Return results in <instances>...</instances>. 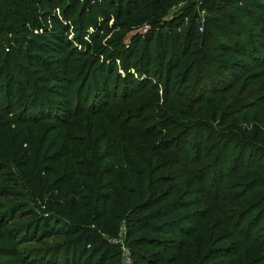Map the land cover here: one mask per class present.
I'll return each mask as SVG.
<instances>
[{"label":"trees","instance_id":"16d2710c","mask_svg":"<svg viewBox=\"0 0 264 264\" xmlns=\"http://www.w3.org/2000/svg\"><path fill=\"white\" fill-rule=\"evenodd\" d=\"M177 1L0 0V264H124L122 247L128 250L132 264H144L140 247L159 245L165 240L160 235L187 231L178 224L171 229L179 211L170 199V174L155 177L141 159L133 164L114 155V163L102 169L109 157L104 154L83 158V169L78 161H72L63 172L57 163L70 152L56 151L53 143L43 147L24 129L22 107L49 108L53 86L59 80L82 78L89 67L87 54L103 33H111L101 46L111 59L123 52V39H130L127 32L146 27L138 59L143 66L137 61L126 62L124 76L118 75L125 83L119 87L118 105L119 109L125 107L124 117L131 122L138 111L134 104L138 95L146 91L150 96L147 102L152 113L138 111L135 128L143 120L160 126L158 136L172 132V153L182 162L177 180L184 177L189 164L202 160L198 180L205 182L208 173L214 174L205 182L208 193L215 195L229 169L243 168L263 175L248 177L242 185L232 183L231 189L241 187L227 194L233 200L244 202L252 197L251 189L264 187V162H244L248 145L228 160L226 139L214 150L207 142L218 135L206 138L218 115L243 110L248 114L252 104L264 98V0H203L198 6L211 15L213 34L196 21L194 8L184 4L171 12ZM168 25L171 36L163 32ZM86 28L93 31L88 36L92 46L85 49L82 37ZM140 37L137 34L131 39L127 52ZM155 40L161 69L155 70L158 78L150 80V46ZM131 66L136 73L129 71ZM107 72L109 76L112 67ZM100 83L102 86L97 78L92 79L98 97L91 101L104 109L114 91L109 92L107 77ZM92 89L87 88L84 99ZM191 148L195 161L188 158ZM262 198L264 201V193ZM240 204L229 209L236 214L234 207ZM255 204L241 208L238 223L237 219L232 222V245L213 248L211 253L209 248L202 264L224 262L236 255L244 262V250L250 243H259L252 233L262 222ZM196 226L195 220L190 233ZM253 261L256 264L257 259Z\"/></svg>","mask_w":264,"mask_h":264},{"label":"rangeland","instance_id":"374dc122","mask_svg":"<svg viewBox=\"0 0 264 264\" xmlns=\"http://www.w3.org/2000/svg\"><path fill=\"white\" fill-rule=\"evenodd\" d=\"M247 1L249 0H245V3ZM187 2L188 4L190 3L189 6L186 4ZM200 3H203V0H178L172 4L170 11L176 12L184 4L187 7H192L199 25L211 29V24H209L212 20L211 15H205L204 10L198 6ZM187 21H184L182 27ZM158 28L159 26L155 27V29ZM171 29V25H168L163 29V32L171 36L173 33ZM180 29L182 28L180 27ZM211 30L212 34L215 33V30ZM92 31L91 28H86L83 31L82 39L83 48L85 49L92 46V44L89 45L90 41L88 38ZM146 31V27L143 26L127 32L126 37L130 39H123V52L111 59H108L104 50L101 49L104 41L110 37L111 33L101 34L100 39L87 54L89 67L82 78L78 77L71 81L59 80L53 86L54 95L52 102H49V108L45 105H38L35 108L30 105L22 107L21 111L23 112L20 117L24 129L29 134H32L43 147L53 143L56 151L61 153L70 152L68 157L63 156L57 163V167H60L63 172L67 171L72 161H78L76 164L83 169L82 161L88 160L91 156L98 158L100 154H104L109 157L103 161L102 169H106L114 163L111 158L114 155L133 164H137L141 159L146 166L144 168L155 177H166V175L170 174L173 188L170 199L174 200L179 211L172 220L171 229L175 230L174 224H178L180 228L187 231L183 235H179L177 230L169 235H160L165 240L160 241L159 245H144L140 247L139 251L144 253V259L146 260L144 264L204 263L202 256L209 248L208 252L211 253L213 248L216 249L221 245H232L231 242L234 241L232 227L235 229V226H232V222L237 219L236 222L238 223L240 219L238 212L246 207L245 205L248 203L255 204L254 201L256 200L258 201L256 202V204L258 203L257 212L262 215V222L253 228L252 233L259 243L257 245L250 243L244 250V262L236 255L235 258H227L224 262L217 260L216 264H253V259H257L256 264L258 262L264 264V201H262L264 187L251 189L252 197L245 199L244 202L241 199L233 200L232 197L227 195L228 193L238 192L241 189V187L231 189L232 183L242 185L246 183L245 181L248 177L263 175L243 168L229 169L228 172L226 170L224 180L220 186L216 187V197L212 194V191L210 193L206 192L205 186V182L210 181L211 176L214 177L212 172L208 173L204 178L203 181L205 182L198 180V174H200L198 170L204 164L202 160L189 164L184 177L177 180L181 176L182 162L178 159L177 154L174 155L172 153L174 151L170 144L171 141H169L170 137H172V132L158 136L157 133H159L158 128L160 126H155L153 123L150 124V121L143 122V120L138 122L139 127L135 128V125H138L136 124L139 115L138 111H142V115H151L152 113L151 109L148 108L147 102L151 98L145 95L146 91H142L138 95V101L134 103L138 111L133 121H126L125 112L122 110L125 107L122 106L123 108L119 109L121 106L118 105L121 102L119 99V87L125 85V83L121 81L118 75L124 76L122 73L126 62L137 61L136 63H139V66L142 65L138 59L143 53L144 45L141 40L144 39ZM70 33L71 35L73 34L72 32ZM137 34L141 36L139 43L135 47H130L129 50L131 51L127 52L126 49L132 44L131 39ZM154 38L158 40L159 36H154ZM157 40L153 41L150 46L152 50L150 80L158 78L157 74L155 76V70L160 71L161 69L158 66L160 56L156 46ZM79 47L77 46V49ZM128 53L132 54V58H127ZM172 59L175 61L176 57ZM245 63L249 66L251 64L250 61ZM162 65H164V62ZM109 67H112V73L106 76L108 75L107 68ZM202 68L204 69L203 66ZM129 71L136 73L133 66L129 67ZM105 77H107V82L111 88H109V92L111 90L114 91V98L109 97V100H111L109 104L104 109H98L96 103L93 105L91 101L92 98L97 101L96 98L98 97L96 95L97 91L92 89V79L97 78L100 85L101 80L103 81ZM116 83L117 88H115ZM238 87L236 86V88ZM87 88L92 89V91L88 98L84 99ZM100 92L101 90L98 91V94ZM159 95H161L160 92ZM244 98L247 100L246 97ZM2 104L3 101L0 100V105ZM256 106H258V109L253 108ZM245 111L248 112V110ZM245 111L225 116L224 114L218 115L212 123V130L207 132L206 138L216 135L218 137L215 140H208L207 145L213 146L215 150L218 148V143L222 139H226L228 144L226 159L228 160L236 156L243 145H248L244 152V162H264V98L259 102L258 100L255 101L248 114ZM87 144L88 147H86ZM238 146L240 147L238 148ZM256 149L259 151L257 152ZM114 152H116V155ZM134 156L136 158H133ZM188 158L195 161V154L192 148L189 151ZM102 160V158L98 159L97 162L99 163ZM228 165L229 163L225 167L227 168ZM117 173L119 175L121 172L117 171ZM105 180L108 181V178ZM240 202L242 205L234 207L237 208L236 214H234L229 209V206L233 207V205ZM195 220L197 222L196 230L194 233H190ZM246 220H243V225ZM172 241L177 243H172ZM122 249V261L124 264H132L128 250L125 247H122Z\"/></svg>","mask_w":264,"mask_h":264}]
</instances>
